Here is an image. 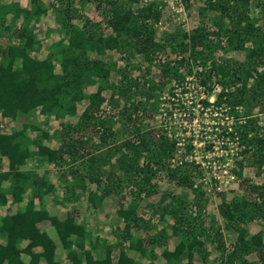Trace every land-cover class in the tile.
I'll use <instances>...</instances> for the list:
<instances>
[{"label": "trees", "instance_id": "16d2710c", "mask_svg": "<svg viewBox=\"0 0 264 264\" xmlns=\"http://www.w3.org/2000/svg\"><path fill=\"white\" fill-rule=\"evenodd\" d=\"M104 1L108 2L110 7V15L106 19V24L112 32L109 35L95 34L83 26L76 27L69 21L74 14L68 9L65 10L66 19L62 23L66 28L65 33L55 43L60 58L59 69L55 68L52 58L38 57L41 40L36 37L31 21L46 12L38 0H30L29 8L23 7L18 2L2 5L3 13L10 16L9 27L6 29L11 30L18 22L20 25L12 30L16 41L0 50L1 119L15 121L19 113L26 114L32 111L51 116L56 114L54 112L56 108H61L65 114L71 115L76 113L78 101L87 97V104L75 123H62L60 144L55 148L46 144L48 133L43 132L39 136L41 142L35 144V149L30 151L31 143L25 140L27 138L25 124L17 130L0 132V155L9 159L10 168L7 172H1L0 183L7 179L9 174L16 179L7 190L2 191L0 188V201H5V192L12 195L13 201H20L29 182H37L35 172L31 174L28 171L17 170L31 156L42 159L43 163H52L58 167L68 165L70 170H67V174L71 176V182L66 184L65 189L85 190L88 182L101 189L100 196L96 192H87L88 200L94 204L96 199H103L111 193L118 194L117 186L114 184L118 185L121 181L137 186V190L132 192L134 198L142 199L150 196L153 193L152 189L144 186L146 183L143 184L142 181H150L156 165L163 167L165 175L175 180L176 185L182 187L183 192L187 189L196 192L194 187L199 189L196 181L201 178L202 173L197 164L188 171L184 156H181L176 166L162 162L168 157H173L177 143L183 140L175 133L167 131L154 133L149 128L145 129L140 124L139 126L133 123L132 136L121 141L115 140L117 144L101 151L89 150V142L74 135L92 126L101 129L98 137L103 142L112 135L114 137L105 120L96 119L94 116L104 102L102 96L104 84H99L96 91L88 96L85 95L82 87L86 78L93 82L92 75L98 76L102 81L108 78L110 68L97 58H89L93 52L103 53V48L115 49L126 55V59L137 54L142 62L148 65L153 64L155 53L165 55L163 59H158L163 84L169 85L174 80L177 82L176 85L183 86L186 81L194 78L208 93L217 87L218 92L213 102L199 96L191 104L195 103L202 110L207 111L210 110V106H216L227 114L226 117L230 121L224 122V141L235 142L240 146L234 154L229 173L234 177H240L245 161L250 160V166L255 165L258 169H264V122L261 124L260 118L264 114V27L258 25L260 19L258 16L250 14L255 0H203L202 5L197 9L199 24L189 31L174 28L170 32L160 30L158 26L164 16V7L167 5L165 0ZM181 2L187 9L191 6V0H181ZM231 49L244 51L245 59L230 61L221 56V52ZM30 51L35 55H31ZM120 72L122 73L118 88L123 95H127L131 88L126 83L125 72ZM132 82L135 83V79ZM143 84L146 86L139 95L143 97L146 95L145 99H150L157 89V83L147 80ZM172 87L169 85V90ZM171 93L175 94V91L171 90ZM111 99L113 100V97ZM119 101L120 97L117 96V105L120 104ZM193 105L190 106L189 114L194 113ZM238 107H242V110L237 109ZM255 108L257 112L254 113ZM122 112L129 114L124 108ZM128 120L130 121V116ZM220 123L218 122L219 127ZM80 148L87 149V152L80 154V158L83 159L80 164L72 166ZM110 159L114 160V168L105 175L103 165ZM117 170L122 171V176L116 172ZM192 172L193 174L190 175ZM50 187L51 185L46 191ZM250 187H252L251 193H257L256 200H250L248 196L226 200L224 192L219 193L222 199L218 206L221 216L227 224L233 225L234 230H240L235 246L229 253V257L233 259L236 257L240 259L241 256L250 254L253 247H259V250L264 252L261 232L246 239L244 228H236L237 224H235L250 222L256 209L263 212L264 189H260L255 184ZM183 196L184 193L178 195L169 192L161 199V201H165L164 197L170 199L165 206H162L160 213L162 217L167 213L174 217L176 224L172 225L171 235H181V240L173 249L164 247L161 251L162 257L168 264H182L185 251V258L187 261L190 260L192 247L200 243L197 237L202 235L200 228L194 225L193 218L184 213L183 207L187 205V200ZM61 201H69V197L65 196ZM137 207L138 204L132 200L126 208L120 207L117 210L118 217L125 223L122 237L128 240L130 248L139 247L141 250L143 242L150 246H164V239L167 240L169 237L165 226L156 234L147 237L145 241L131 235L130 229L133 225L137 228L142 227L138 223ZM152 210L156 213L159 209L152 207ZM43 220L50 222L60 246L66 250L67 257L73 264H79L74 247L84 251V237L87 233L85 225L77 223L75 216L70 212L65 217L59 218L49 214L45 209L35 207L33 198L28 199L23 208L16 213L5 215L0 220V233L7 237V244L0 245V264L4 259H7V264H24L19 261V254L24 250L29 251L28 249L33 245L42 246L43 251L40 255L45 257L49 264L56 263L54 260L56 243L47 232L41 231L36 226V223ZM146 225L145 229L148 227ZM217 233L215 232L214 235L218 237ZM187 235H192V239L189 240ZM215 236L207 234V237L216 240ZM24 239H28L29 243L20 250L18 245ZM214 248L224 249L222 242L217 243ZM201 253V259L205 264V255L203 251ZM38 257V254H32L33 264L37 263ZM84 257L85 264H108V261H93L87 252L84 253ZM117 264H134V261L120 254ZM146 264L154 263L149 261ZM185 264L191 263L188 261ZM244 264L247 262L244 261Z\"/></svg>", "mask_w": 264, "mask_h": 264}, {"label": "rangeland", "instance_id": "374dc122", "mask_svg": "<svg viewBox=\"0 0 264 264\" xmlns=\"http://www.w3.org/2000/svg\"><path fill=\"white\" fill-rule=\"evenodd\" d=\"M117 1L125 2V0ZM10 2H18L23 7H30V0H0V50L6 47L7 44L16 41L12 30L20 25V22H18L11 30L6 29V27H9L10 16L3 13L2 5ZM38 2L46 9L44 14L35 17L31 21L36 37L41 40L38 57L52 58L56 69H59L60 58L56 52L55 43L65 33L66 28L62 23L66 19L64 15L66 9L74 14L69 21L76 27L83 26L95 34L109 35L112 33L106 24V19L110 15V7L109 3L104 0H38ZM165 3L167 5L164 7V16L158 25L160 30L170 32L174 28H178L189 31L199 24L197 9L202 5L203 0H191L189 9L183 6L181 0H165ZM250 14L258 16L260 18L258 25L264 27V0H255L250 9ZM103 49V53L95 54L93 52L89 58H97V60H101L110 68L108 78L102 81L98 76L92 75L91 80L93 82L86 78L82 87L85 95L88 96V94L96 91L99 84H104L102 91L104 102L94 116L96 119L105 120V124L110 127L114 137L112 135L103 142L98 137L101 129H96V127L92 126L82 132L74 133V135L76 134L78 137L86 139V142H89V150L101 151L108 149L113 144H117L118 142H114L115 140L121 141L132 136L133 123L140 124L145 129L149 128L154 133L166 131L175 133L183 140L177 143L173 157H168L162 162H165L166 165L176 166L175 164L178 163L181 156H184L185 160H187L186 167L188 171L195 168L197 164L198 169L202 173L201 178L196 181L199 189L194 187L197 190L196 192L188 189L183 192L182 187L176 185L175 180L169 179L167 174L165 175L164 168L156 165L154 166L155 173H153L150 181H142L143 184L146 183L144 186H149L152 189L153 193L150 196L142 197V199L134 198L132 192L137 190V186L121 181L118 183L120 187L116 183L114 184V186H117L118 190L116 191L118 194L111 193L103 199H96L94 204L88 200L87 192H96L100 196L101 189L88 182L85 190L69 189V191L68 188L65 189L66 184L71 182V176L67 174V170H70L68 165L58 167L48 163L46 166L42 159H38V161L35 159L34 165L29 163L27 166V168L34 167L39 172L37 173V182L34 183L36 186H33L35 191L29 197L35 198V196H38L42 199L44 194L42 187L48 186L50 180L53 179L55 183L51 181L52 187H54L51 192L54 191L52 193L54 197H58L60 201L65 196L69 197V201L60 203L62 207L61 211L58 210V212L65 214L63 217L69 212L79 218L87 214V218L84 217V219L89 218L92 221L93 229L91 231L94 230L96 233L105 235H108V233L110 235L115 234L119 235V238L124 234L125 223L118 217L117 210L120 207L126 208L132 200H135L138 204V223L142 227L137 228L133 225L130 232L134 231L135 234L147 238L154 233L156 234L159 229L165 226L171 244L164 239V246L167 243L168 248L173 249L174 244L176 245L181 240V235H171L172 225L176 224L175 219L169 213L164 217L160 213L162 206H165L170 199L168 197H164L165 201H161V199L169 192L178 195L184 193L183 197H186L187 200V205H184L185 208L183 207L184 213L189 214L190 218H193L194 225L200 228L202 233V235L197 237L200 243L192 247V258L188 260L191 264H203L201 251L205 255V264H244V261L247 264H264V252L259 250V247H253L250 254L241 256L240 259L239 257H236L237 259L229 257L240 230H234L233 225L231 223L227 224L226 220L221 216L218 206L222 199L219 197V193L224 192L226 200L239 198V196H248V199L256 200L258 197L257 193H251L252 187L250 186L255 184L260 189H264V169H258L255 165L250 166V160L245 161V167L240 177H234L229 173L230 166L234 161V154L239 150L240 146L235 142L224 141V122L226 120L230 121L226 117L227 114H225L223 109H219L216 106H210V110L207 111L202 110L195 103H193L194 105L191 104L199 96L206 98L209 102H213L218 88L215 87L211 93H208L202 86L198 85L197 79H190L183 86L176 85L177 82L173 80L169 83L170 87L173 85L171 90L175 91V94H172L171 90H169V85L163 84L161 65L158 61L159 58L163 59L165 55L162 56L161 53H155L153 64L148 65L143 63L141 57L137 54L126 59V55L115 51V49ZM30 54L35 55L33 51H30ZM221 56L230 61H242L245 59L244 51L239 49L223 51ZM128 60L129 62L127 63ZM120 71L125 72L127 75V78L124 79L131 88L128 90L127 95H123L118 88L119 77L122 73ZM133 79H135V83L132 82ZM147 80L157 83V89L150 99H145L146 95L144 97L139 95V93L144 91L146 85L143 83ZM251 83L253 82L251 81ZM117 96L120 97L119 105H117ZM111 97H113V100ZM86 104L87 97L78 101L76 113L71 115L65 114L61 108H56L54 111L56 114L51 116L32 111L26 114L19 113L15 121L0 118V131L10 132L21 128L25 124L27 126L25 136L29 138V140L27 138L25 140L32 144L33 149H35V144L41 142L39 136L43 132L48 133V137L45 140L46 144L56 147L60 144L62 123H75ZM192 105L194 113L189 114L188 112ZM123 108L127 109L129 114L122 112ZM237 109L242 110V107ZM253 112H257V108ZM129 116L130 121L128 120ZM260 118L262 120L261 124H263L264 114ZM218 122H221L220 127ZM35 128L38 130H35ZM85 152H87L85 148H80L77 151L78 155H76V161L72 166L80 164L83 160L80 158V154ZM143 160H145L144 157ZM113 162L114 160L110 159L109 162L107 161L103 165L105 175H108L109 171H112L111 168H114ZM31 172H35V170ZM116 172L122 176L121 170ZM192 174L193 172L190 175ZM56 184L59 185V190L56 188ZM259 200L257 199V201ZM39 202L41 203L42 201L39 200ZM197 202L199 203L197 204ZM152 207L159 210L154 213ZM78 208L81 209V213L78 212ZM262 210L263 212H260L259 209H256L250 222L235 223L237 224L236 228H244L246 239L261 232L264 243V204ZM62 213L60 216H62ZM93 214L98 215L100 220L93 219ZM101 220L102 223H98ZM145 225L146 227L148 226L147 229H145ZM215 232H218V237L214 235ZM207 234L208 236H215L216 240L215 238L207 237ZM187 238L191 240L192 235H187ZM219 242H222L224 249L215 250L214 246ZM185 256L186 251L182 258L188 262Z\"/></svg>", "mask_w": 264, "mask_h": 264}, {"label": "crops", "instance_id": "0c3cea01", "mask_svg": "<svg viewBox=\"0 0 264 264\" xmlns=\"http://www.w3.org/2000/svg\"><path fill=\"white\" fill-rule=\"evenodd\" d=\"M1 118V116H0ZM1 132V131H0ZM49 146V145H48ZM30 151H33L34 149L32 148L31 144L29 145ZM51 147V146H50ZM57 147V146H56ZM55 148V147H51ZM35 159L38 161V157L31 156L27 158L25 161L24 165L21 166L20 168H17L18 171H34L35 174L39 173L37 169L29 167L27 168L29 163H35ZM34 165V164H33ZM44 165H48V163H44ZM10 170L9 168V159L5 156L0 155V174L1 172H7ZM11 172V171H10ZM33 174V172H31ZM52 182L55 183V180H50L48 184L51 185V187L46 191V188L49 186H43V197L40 199L38 196L33 197V201L35 204V207L45 209L49 214L51 215H56L59 218H63L61 207H62V201L58 199V197H54L52 194L54 191L51 192V189L54 188L52 187ZM16 179L15 176L13 177L12 174H9L7 179L3 180L0 183V188L1 190H7L10 184L15 183ZM20 183V182H19ZM35 182L30 181L25 193L22 194V199L20 201H13V197L9 192H5V201L1 202L0 201V220L2 217L5 215H11L16 213L19 209L23 208L25 203L28 201V199H31L32 197H29V195L34 192L35 190L33 189V186H36L34 184ZM56 188L59 190V185L56 184ZM42 201L41 203L39 202ZM62 200V199H61ZM59 207V209H58ZM78 212L81 213V209L78 208ZM62 213V216L60 214ZM87 214L82 215L81 218L77 217L75 215V219L77 223H83L86 227V232L89 234H86L84 237V251L81 248L74 247L75 252L78 254L79 258V264H85L86 263V258L84 257V253L87 252L88 255L92 258L93 261H103L106 262L108 261V264H117V260L119 258L120 254H123L127 257H130L134 261V264H146L147 262L151 261L154 264H168L166 263V260L162 257L161 251L164 247L168 248V244L166 243L165 246H160V245H153L150 246L146 242H143V246H141V250L139 247H129V242L128 240H125L122 236L119 238V235L112 234L108 235L106 234H100L96 233V231H91L92 228V221L88 219H84ZM65 217V216H64ZM87 218V217H86ZM92 218L95 220H100V217L96 214L92 215ZM121 219V218H120ZM98 223H102L98 222ZM103 225V224H102ZM36 226L41 230L47 232L52 240L56 243V249L54 252V260L56 261L55 264H73L72 261L67 257L66 250H63V248L59 244V239L57 235L52 231L51 224L48 220H43L41 222L36 223ZM103 227V226H102ZM132 236H135L137 239L145 241L147 238H144L140 236L139 234H135V232H131ZM167 242L170 243V238H167ZM29 243L28 239H24L21 241V243L18 245V248L21 250L27 246ZM7 244V237L2 235L0 233V245L5 246ZM171 244V243H170ZM175 246V244H174ZM171 250L170 248H168ZM29 251H23L20 252L19 254V261H21L24 264H33V258L32 254H38L39 257L37 259L36 264H49L46 260L45 257H43L41 252L43 251L42 246L40 245H33L31 248L28 249ZM144 250V251H143ZM182 264L186 263V260L182 258ZM2 264H7V259H4Z\"/></svg>", "mask_w": 264, "mask_h": 264}, {"label": "built area", "instance_id": "2783aa9c", "mask_svg": "<svg viewBox=\"0 0 264 264\" xmlns=\"http://www.w3.org/2000/svg\"><path fill=\"white\" fill-rule=\"evenodd\" d=\"M142 2H146L147 0H141Z\"/></svg>", "mask_w": 264, "mask_h": 264}]
</instances>
